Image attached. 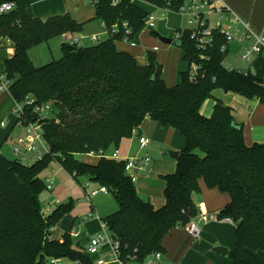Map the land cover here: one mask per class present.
I'll use <instances>...</instances> for the list:
<instances>
[{
  "label": "trees",
  "instance_id": "16d2710c",
  "mask_svg": "<svg viewBox=\"0 0 264 264\" xmlns=\"http://www.w3.org/2000/svg\"><path fill=\"white\" fill-rule=\"evenodd\" d=\"M113 1L97 0L96 17L109 27L128 21L129 37L134 38L144 27L147 10L132 0ZM150 1L163 5L169 0ZM173 1L179 5L185 0ZM13 2V10L0 15V35L15 44L0 85L4 77L15 101L23 104L24 125L40 119L34 105L50 103L53 110L40 120L51 148L42 160L28 165L0 149V264H50L52 258L93 264L70 233L62 239L52 236L51 228L72 209L73 200L44 216L41 194L48 188L41 173L53 161L75 177L89 176L114 195L118 207L104 220L123 255L136 253L144 259L155 251L165 252V235L196 221L199 209L193 194L204 180L208 187L230 195V202L217 215L236 224L235 246L228 253L232 264H264L256 255L264 254V143L247 145L243 125H233L234 111L220 99L211 116L201 113L202 104L217 89L258 98L264 104V55L257 54L246 73L229 70L222 64L229 54L221 50L226 41L222 33L216 32L214 45L205 52L208 58L202 59L185 31L180 46L184 59L200 64L205 77L191 81L187 70L177 84L169 85L154 53L149 52L147 64H140L117 47L116 41L124 36L120 25L118 34L96 44L71 45L65 39L61 58L37 66L29 55L32 47L63 33H82L84 23L69 13L45 20L33 17L28 12L31 0ZM27 96L34 102L28 103ZM147 117L176 128L186 141L176 170L163 176L161 207L139 195L126 173V160L102 156L90 163L77 157L112 152Z\"/></svg>",
  "mask_w": 264,
  "mask_h": 264
},
{
  "label": "crops",
  "instance_id": "0c3cea01",
  "mask_svg": "<svg viewBox=\"0 0 264 264\" xmlns=\"http://www.w3.org/2000/svg\"><path fill=\"white\" fill-rule=\"evenodd\" d=\"M226 2L247 22H249L255 30L261 32L264 35V0H226ZM142 6L145 8V10L150 9V7H148L146 4H142ZM28 12L33 17H39L44 20L51 16L69 13L78 22L84 23V31L82 33H76V35L85 37L82 40H87L88 44L86 45L95 44L89 38V36L92 34H100L105 39L109 37L102 26V21L96 17L95 5L90 3L88 0H31V4L28 7ZM181 22H183V18L180 15L174 13L170 14L167 19L160 22L156 34H153L152 31L143 28L135 36L136 45H131L124 40H117L116 45L120 50L129 52L133 56H135L140 64H147L149 52L154 53L157 62L162 66L163 78L165 79L167 84L175 85L179 82L181 72L187 71L189 69V63L185 61L184 51L180 48V46L176 45L174 49L170 48L173 43L166 44L162 42L157 34H166L161 29L163 25H165L166 28L169 29H172L174 26H178L179 28ZM71 36L75 35H68L66 39H69ZM155 46H159V49L157 51L154 50ZM35 47L36 46L32 47L29 50V55L32 61V56L34 55L33 50L35 49ZM162 51H170L171 53H173L172 65L164 66L165 64L163 63L162 57L159 55ZM237 51L238 49H232V53H237ZM14 52V42L10 38L0 35V74H2L4 71L5 61L8 58L12 57L14 55ZM218 91L219 89L213 92V97L217 95ZM214 98L215 106L216 99L220 98ZM256 99L257 101L254 103L255 106L250 107V110L252 108L253 110H249L248 115L244 117L246 118L245 122H240V120L236 118V121L238 123H241L243 125V128L244 125L247 128L244 138L246 144L249 146L253 145L254 143H264V127L263 129H258L257 127H255V123H257L258 121L264 122V116L262 115V113L259 116L257 114L258 111L254 112L256 106L260 102L258 98ZM225 104L233 107L228 103ZM15 105L16 101L9 90H3L0 92V149L6 156L10 158H14L13 147L16 143L17 138L25 133V128L20 124L18 116L14 111ZM213 110L214 107L212 111L203 110L201 107V113L207 117L211 116ZM2 121L5 122L4 125H2ZM150 123L151 122H147L145 128L146 133H143L144 130L142 129V125L138 129V132L141 135L150 137L151 140L153 139L152 137H154L155 139L161 141L162 138L166 140V134L169 137L175 135L177 137V141H170V146L175 149L174 151L180 152L185 147V138L183 137V135L181 136L179 134V130L177 131L176 128H173L171 126H164V128H159V126ZM157 132L158 134L156 135ZM136 139H138L137 136L133 135L130 138H125L122 140V142L120 143V146L122 145V147L120 148L119 146L118 149L120 155L123 158L139 155L138 153L134 154V144ZM152 143L153 142L151 141L147 148H149ZM144 149L145 148L140 147V150ZM156 153V159L152 160L151 154L147 152L153 162L150 163L149 170L146 173L137 172L138 179L135 182V186L137 192L143 199L149 200L155 207H161L165 204L164 189L166 183L163 176L169 173H173L176 170L177 159H173V157V160L160 159L159 152ZM87 155L90 157H97L95 161H87L90 163H95L100 158V156L97 155ZM56 173L57 171H55L54 175H56ZM200 187V190L193 194L194 202L199 211L218 214L230 202L231 198L229 193L221 191L218 188L208 187L205 184L204 180L200 181ZM95 189L97 188L93 187L92 190ZM86 194L88 193L86 192ZM107 194L108 193L100 192V195ZM116 209H114V211ZM91 211L94 213V215L91 217L88 216L89 213L87 215H83L84 218H82V216L80 215H76L74 217L72 226L70 227V230L73 229L76 221L78 220L85 221L83 224H81V226L83 227L81 236L73 238L74 243L79 247L86 246L92 240L94 235L102 229V220L111 214L110 213L106 216H101L97 212L96 206L94 204H91L90 212ZM196 222L202 227L201 237L198 239L193 238L191 233L188 232L187 228L183 227H177L170 231L167 235H165L163 239V247L167 260L170 262V264H232L228 253L235 246L236 224L232 221L229 222L224 220H209L207 222H203L198 217L196 219ZM65 233L66 231H64L63 233L60 232L59 235L52 234V236L54 238L62 239ZM84 240L86 242H83ZM216 246H226V248L228 249V253L223 254L214 251V248ZM256 255L264 263L263 252L258 251L256 252ZM92 260L93 264H96L94 262L96 261V256H92ZM61 261V264H73V262L68 259H62Z\"/></svg>",
  "mask_w": 264,
  "mask_h": 264
},
{
  "label": "built area",
  "instance_id": "2783aa9c",
  "mask_svg": "<svg viewBox=\"0 0 264 264\" xmlns=\"http://www.w3.org/2000/svg\"><path fill=\"white\" fill-rule=\"evenodd\" d=\"M94 5L97 0H88ZM118 0H114L113 4H118ZM135 4L142 6L146 4L150 9H147V16L145 18V24L143 28L150 31H157L160 22L167 19L170 14L180 15L185 24L182 27L175 29L174 35L171 37L173 41L182 42V36L185 31L190 32V37L195 41L197 49L200 51V57L207 59L208 55L205 53L215 43L216 32L222 33L225 37V43L222 45L221 50L223 52L229 51V54L222 61V64L229 70L238 69L242 72H247L248 69L253 68L252 63L257 54L264 55V35L261 32L255 30L249 22H247L240 14H238L226 0H185L182 4H175V1L169 0L163 5H158L150 0H132ZM15 7L13 1H0V15L7 13ZM215 16V23L212 24V18ZM122 26L124 30V41L131 45H136L135 37L130 38L132 28L128 21H123L118 24L115 23L112 26H107L102 22V26L108 34V38L115 36L121 30ZM70 35L69 33H63L62 37L66 39ZM85 37L71 36L66 39L71 45L79 44ZM92 42L99 43L105 38L100 34H92L89 36ZM234 42L243 43L244 47L241 51H237L236 59L239 62L247 63L246 67H240L236 65V62L228 60V56L232 53ZM159 46H155L154 50L157 51ZM189 77L191 81H197L198 78L205 77V72L201 71V66L197 62L189 64ZM0 85V92L8 90L9 84L4 77H2ZM26 101L33 103L34 99L27 96ZM52 105L50 103H43L41 105H34L33 112L40 115V119L36 122H31L24 125L21 122V118L24 115L23 104L16 102L14 111L16 112L19 122L25 128V133L19 136L13 147V155L16 159L24 162L25 164H32L39 160H42L46 154L51 150L50 145L45 139L43 126L40 123L41 118H46L49 113L52 112ZM5 122L2 121V125ZM134 136H137L138 142L141 148L147 147L151 143V138L146 135H141L138 129L133 132ZM97 156H108L116 160H126L125 170L131 177L133 182L138 179L137 172L146 173L149 170L151 163V157L148 154L134 155L123 158L120 155L119 149L116 148L112 152L100 151L98 153H89ZM47 188L52 190L55 186L54 177L47 180ZM100 192L109 193V189L106 186H100L99 188L92 190L87 194L88 199H92ZM46 211H51L52 203L46 204ZM45 213V211H43ZM94 213L89 212L88 216H93ZM203 222L209 220H224L232 221L231 218H219L214 213H207L199 211L197 216ZM84 218V216H82ZM86 218V217H85ZM188 231L193 238L198 239L201 237L202 227L196 221H192L187 226ZM53 230V227L51 228ZM76 234V229L70 230V235ZM84 252L89 256H96V264H170L167 260L166 254L163 251H155L148 255L146 258L141 259L136 253L123 255L120 242L112 235L109 230L108 223L102 220V229L94 235L92 240L84 247ZM62 259L52 258L50 264H61ZM73 264H82L80 261H72Z\"/></svg>",
  "mask_w": 264,
  "mask_h": 264
},
{
  "label": "rangeland",
  "instance_id": "374dc122",
  "mask_svg": "<svg viewBox=\"0 0 264 264\" xmlns=\"http://www.w3.org/2000/svg\"><path fill=\"white\" fill-rule=\"evenodd\" d=\"M215 23V16L212 18V24ZM183 25H186L184 20L181 22V25L179 27H182ZM178 26H174L172 29L166 28L165 25L161 28L168 37H172L174 35L175 29H177ZM62 41L64 39L61 36H57L53 39H51L48 43H42L39 46H36L35 49L33 50L34 55L33 57V62L37 65H44L46 63H49L51 61L57 60L61 58L62 56ZM88 44L87 40H82L79 42V46H86ZM232 46H235L234 49H239L241 51L244 47L243 43H238L234 42ZM176 45L172 44L170 48L174 49ZM168 49V48H165ZM172 54L170 51H162L159 55L162 57L163 63L166 65H172ZM236 53H231L228 56V60L232 62H236L237 66L240 67H246L248 64L239 62L236 59ZM159 57V56H158ZM220 95V96H219ZM216 98L222 99L225 103L230 104L234 111V114L237 119L240 120V122H245L246 121V115H248V111L250 110L251 106H255L254 103L257 101L256 98L253 99H246L245 97L235 93V92H226L224 90L219 89L217 92V95L214 96ZM214 97H209L207 98L204 103L202 104V109L203 110H210L212 111L214 107ZM253 108L250 110L252 111ZM255 111H258L257 114L260 116L261 113L264 116V104L258 103L256 106ZM147 122H151L150 124H154L159 126V128H164V125L160 123L157 120H153L149 117H147L143 123H142V129L144 130L143 133L145 132V128L147 125ZM255 127L258 129H263L264 127V122L258 121L255 123ZM178 131V130H177ZM245 131H247L246 126L244 125L243 132L245 135ZM179 134L182 136L180 131H178ZM158 132L156 133V135ZM152 144L150 145L149 148L145 147L144 150H140L139 147V142L138 139L135 141V146H134V154H139V155H145L147 152H149L152 156V160H155L157 157V153L159 152L160 154V159H167V160H173L172 157L170 156V150H175L173 149L170 144V141L176 142L177 137L175 135L172 136H167L165 135V138H162L161 140H157L154 137H152ZM122 145L120 146V148ZM113 148H111L109 151H112ZM149 155V154H148ZM150 156V155H149ZM77 157L83 161H95L97 157H90L87 154H78ZM151 160V162H153ZM55 171H57L56 175ZM41 177L47 182L49 178H55V186L53 187L52 190L50 189H45L42 194H41V202L43 206V211H45L44 216L48 217L53 213V210L58 208L59 206L66 204L70 200H73L74 204L71 210L66 212L62 217H60L55 225L53 226V232L52 234L54 235H59V233H63L66 231L69 233L70 227L72 226V223L74 221V217L76 215H87L90 210H91V204L96 206L97 212L101 216H106L114 211V209L117 208V201L112 193H108L107 195H97L93 197L92 199L87 198L86 192L89 194L90 191L95 188H99V183L92 181L89 176L83 175V176H78L75 177L71 173H69L58 161H53L50 163V165L41 173ZM136 184V183H135ZM50 202L52 203V209L51 211H46V204ZM217 215V213H214ZM78 220V219H77ZM85 221L83 220H78L76 221V224L73 228L76 229V234H72V238H77L80 237L82 234L83 227L81 224H83ZM80 228V229H79ZM187 228V227H186ZM188 230V229H187ZM189 232V231H188ZM83 242H86L85 240ZM226 247V246H224Z\"/></svg>",
  "mask_w": 264,
  "mask_h": 264
},
{
  "label": "water",
  "instance_id": "95a60500",
  "mask_svg": "<svg viewBox=\"0 0 264 264\" xmlns=\"http://www.w3.org/2000/svg\"><path fill=\"white\" fill-rule=\"evenodd\" d=\"M157 35L159 36L160 40L162 42L166 43V44H172L173 43V44H175L177 46H181V42L180 41H173V39L171 37L165 36V35H163L161 33H158ZM233 125L235 127H237V128H240L242 126V124L238 123L237 121H234ZM169 153H170L171 157L178 159L179 151L170 150ZM214 251L220 252V253H223V254H227L228 253V249L226 247H224V246H216L214 248Z\"/></svg>",
  "mask_w": 264,
  "mask_h": 264
}]
</instances>
